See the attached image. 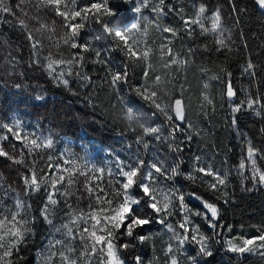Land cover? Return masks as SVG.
<instances>
[{"label": "trees", "instance_id": "obj_1", "mask_svg": "<svg viewBox=\"0 0 264 264\" xmlns=\"http://www.w3.org/2000/svg\"><path fill=\"white\" fill-rule=\"evenodd\" d=\"M93 2L99 0H75V7L81 9ZM72 3L73 0H61L60 10L64 11L65 5L71 8ZM8 4L15 15L0 13V122L11 124L20 120L24 130L22 136L26 132L41 139L51 137L53 141L69 138L80 143L94 142L116 151L122 159L135 161L139 157L144 161L145 171L151 165L148 149L142 141L147 140L150 150L160 151L162 158H167L168 167L179 161L180 171L185 175L177 177L175 184L181 191L197 192L214 202L220 209L218 223L225 229L231 226V231H222L218 239L204 220L192 217L201 231L211 238L214 254L210 258H201L195 244H186L179 250V264H264V257L229 253L224 243L228 239L240 241L236 237H255L264 231V185L254 187V181L246 179L250 173L248 161L245 160L244 170L239 169L246 156L247 141L255 148H264V109L259 115L252 110L233 112V107L249 95L264 98V14L257 9L254 0H235V13L229 0H163V5L160 0H147L140 13L134 11L139 0H109V6L118 12V16L110 21L111 27L128 32L134 23H140V29L129 35V43L138 59H130L118 50L114 39L91 16L74 37L78 44L90 45L89 51L82 52L79 47H70L71 40L64 42L66 36H71V30L64 17L57 15L53 6L45 5L44 0H21V3L20 0H8ZM200 5L206 6V16L220 10L222 26L230 29L227 35L231 40L227 48L217 45L213 35L202 33L195 24L191 25L190 35L185 32L180 17L195 20ZM158 7L163 8V13L154 10ZM169 7L180 11H169ZM19 19L25 27L18 23ZM5 21H11V24ZM80 22L79 17L72 20L69 13L68 23ZM164 28L176 29L177 35L163 32ZM33 43L38 46L34 48ZM169 48L171 55L166 54ZM95 50L100 51L98 59L104 63L96 62ZM145 51L147 55H144ZM75 53L82 54L79 65L57 63L54 70L67 71L69 67L82 66L90 80L66 77L70 86L64 87L49 75L47 64L49 59L67 62L74 59ZM250 61L255 66L251 70L254 75L245 71ZM111 73H126V79L112 85ZM229 87L235 93L231 99L226 95ZM137 88L141 89L140 94H137ZM145 95L148 99L143 98ZM37 96L43 99L38 100ZM177 99H181L182 104H177ZM178 106L184 112L183 124L175 118ZM173 125L177 127L173 128ZM3 132L0 129V134ZM11 141V134H8V140L0 146L16 159L23 152L24 161L34 164L38 176L46 175L51 179L53 175H59L55 171L56 162H61L57 150L36 148L29 153L22 148L21 141L15 142V149ZM126 144L130 159L125 155ZM176 148L180 150L175 151ZM154 162L153 159L151 163ZM257 165L264 172V158L257 157ZM197 167H211L214 172L227 174L226 198L201 183L202 174L195 171ZM26 171L22 164L0 157L3 185L16 189L22 198H26L35 217L32 242L20 246L19 255L23 259L18 260L13 251L11 257L0 259V264L5 260H11L13 264H37L49 235L50 227L40 217V209L45 204L44 188L25 197L20 176ZM188 174L197 176V181L187 180ZM64 177L66 183L68 175ZM72 178L79 181L74 185L77 195L82 197L79 208L85 211L88 208L85 184L90 188L99 185L108 193L107 198L113 199L114 205L118 203L114 190L119 186L111 177L84 179L75 172ZM203 180L211 182L213 178L203 176ZM58 187H63V183ZM98 194L105 195L104 192ZM134 194L141 196L138 188H134ZM58 199L59 205L64 207L60 216L67 218L68 209L63 198ZM71 199L75 208L76 196ZM186 200L193 209L202 210L201 206ZM4 202L12 205L10 197H5ZM140 207L143 212H149L143 204ZM165 219L176 227L180 213ZM167 233L171 234L156 222L138 229L136 235H143L145 240L141 243L133 239L136 247L120 252L125 264H134V256H140L143 264H166L162 240ZM10 241L12 237L7 234V228H0V243L4 245L0 247V254ZM125 242L128 238L121 236L119 243ZM82 253L83 248L77 240L75 252L69 255L77 257V264H85L87 254ZM90 257L92 264L93 258L100 259V254L97 252Z\"/></svg>", "mask_w": 264, "mask_h": 264}, {"label": "snow or ice", "instance_id": "obj_2", "mask_svg": "<svg viewBox=\"0 0 264 264\" xmlns=\"http://www.w3.org/2000/svg\"><path fill=\"white\" fill-rule=\"evenodd\" d=\"M21 3V0H20ZM147 0H139V6L135 7L134 11L140 13L143 6H146ZM163 5V0H160ZM230 6L233 9V13L237 11L235 0H229ZM254 3L264 10V0H254ZM45 5L53 6V10L57 15L64 17L67 27L71 30V36L64 38L65 43H70L72 49L81 48L82 52L90 50V45L78 44L74 37L79 35V31L84 28L86 21L94 19L95 22L101 23L104 31L111 36L116 48L122 52L126 57L136 58V52L133 51L132 44L129 43V35L134 31L140 29V23H134L128 32L121 31L118 28L110 26L112 18L118 16L116 9L109 6V0H99V2H93L90 5L84 6L81 9L75 7V0H73L72 7L68 8L64 6L65 10H60L61 0H44ZM43 6V5H41ZM19 8L20 5L18 4ZM157 12L163 13V8L158 7L154 9ZM169 11H175L179 13V9H172L169 7ZM0 13H9L15 15L12 8L8 4V0H0ZM69 13L71 19L75 20L80 18L81 22L77 24L68 23ZM206 6L200 5L198 7V14L193 21L185 20L181 16V20L184 22V30L189 35L191 34V25L195 24L199 27L202 33L213 35L216 39L217 45L223 48L228 47V41L231 40V36L227 35L230 29L222 26L220 10H215L211 15L206 16ZM238 19V17H237ZM11 24V21H5ZM18 23L24 26L23 22L19 19ZM210 25V27L206 26ZM25 27V26H24ZM163 32L171 33L172 36L177 35V31L174 28H164ZM30 38V37H29ZM37 43H33V47H37ZM167 55H171V49H167ZM81 53H75L74 59L65 62L64 60L53 61L49 59L47 68L49 69V75H52L58 83L64 87L70 86V80L66 77L75 76L76 79L88 82V77L83 72V67H69L67 71L60 70L56 72L53 68L54 64L68 63L70 66L79 65L81 63ZM101 53L99 50H95V57L97 63H104L99 60ZM144 55H147L145 51ZM33 63H36L33 60ZM254 64L250 61L245 69L251 75L254 72L251 70L254 68ZM126 79V73L118 74L111 73L110 84L117 85L118 83ZM207 87V85H205ZM137 94L141 93V89H136ZM227 97L231 99L235 93L228 88ZM144 99H148L145 95ZM36 99H43L42 96H37ZM207 99V97H205ZM261 96L252 97L249 95L244 102L233 107V112L238 113L242 109L244 111L252 110L257 115L260 114L261 109H264V102H262ZM177 104H182L181 99H177ZM158 107V106H157ZM177 121H184L183 115L177 111ZM170 121H173L172 117H169ZM235 119L233 123L235 124ZM177 127L173 125V128ZM0 129L4 130L3 134H0V143L8 140V134L12 137V147L15 149V142L21 141V146L27 149L29 153H32L36 148L50 149L53 146V140L51 137L41 139L35 134L29 136L28 133H21L24 131L22 128V122L15 120L11 124L0 122ZM156 129L153 128V132ZM158 139V137H156ZM190 139V137H189ZM140 141H138L139 143ZM144 147L147 148V142H144ZM179 151V148L174 149ZM0 157H6L8 160L15 164H22L26 173H21L20 179L23 184L24 196L28 197L32 194L39 193L41 188H44L45 192V204L40 209V217L50 226L55 233L60 234V239L53 238L48 242V245L41 252L40 264H52L53 258L59 254L60 264H76L77 257L70 256L69 254L75 252V242L80 241V245L83 248L82 254H94L99 252L100 259L103 264H125V259L122 258L120 252L122 250H128L135 248L136 244L132 243V240H138L143 242L145 237L143 235H136L138 229H144L151 225L155 220H159L161 224H165L167 230L172 234L171 239L177 242V248L183 250L186 244H195L198 249V255L201 258H210L213 256V250L211 246V238L204 234L200 226L195 223L192 217H200L205 221L207 226L213 231L216 237L219 239L222 236V231H231V226L223 228L220 220V209L214 203L202 197L197 192L185 193L181 191L179 185L175 184L177 177H182L185 174L180 171L179 161L173 167L165 168L163 163L154 162L148 166L147 171L141 173V168L144 166L143 159L137 157L135 161L125 162L119 156L115 157L116 171H109V175L112 177L119 176L122 180H116V184L119 186L114 190L115 197H118V203L113 204V199L107 198L108 193L105 189L100 188L97 185L95 188L84 185V192L87 194L89 203L87 211L79 208V201L82 198L77 195V190L74 188L79 181L72 178L73 170L77 167L73 162V168L68 169V179L66 183L65 177L62 174V170L57 167L59 175H53L49 179L46 175H37V169L32 163L24 161L23 152L20 153V158L16 159L14 155L0 146ZM257 157L264 158V148H255L251 141L246 142V156L244 160H241L239 169L244 170L246 168L245 160L248 161V167L250 168L249 176L246 179L254 181V187L256 185H264V172H262L257 165ZM67 163V161H64ZM49 168L52 165L48 166ZM98 172H103V169H97ZM196 172L201 173L202 177L199 179L209 190L220 193L223 197H227V174L221 175L218 172H214L211 167L207 169L204 167H197ZM43 172V168L40 169ZM84 175L83 171L80 173ZM243 173L241 172V175ZM203 176L212 177L211 182L204 181ZM186 179L197 181L198 177L192 174H188ZM169 181L171 183H157V181ZM63 183V187H58ZM138 188L141 196L133 194L132 190ZM98 192H104V196H100ZM76 196V207H73L72 197ZM5 197L12 199V205L5 204ZM57 197L63 198V203L68 209L67 222L62 223L59 227L53 224L54 212L56 206L60 203ZM186 197L192 200H196L202 206L201 209H193L186 200ZM218 198H220L218 196ZM225 202L227 200L225 199ZM144 205L149 212H143L140 205ZM105 205V207H99ZM176 213H180V219L177 221V226L167 223L165 217H172ZM90 221L92 223H90ZM35 223V217L31 212V205L26 198H22L20 193L11 187L4 186L2 183V177H0V228H7V234L12 237V241L9 242L5 251L0 254V259L4 257H11L13 251L16 252V258L18 260L23 259L19 255L20 246L26 245L32 242V238L35 236L33 224ZM121 229L123 231H121ZM99 233V234H98ZM124 236L128 238V242L119 243L120 237ZM241 243L239 245L234 244L232 239L224 241L226 250L231 253L243 255L245 253H253L257 249L250 247L255 245L259 241L258 248L264 249V231H261L258 236L255 237H236ZM0 247H4L0 243ZM168 253L173 252V247L170 244ZM134 264H143V260L140 256L133 257ZM4 264H13L11 260H5ZM87 264V262H85ZM171 264H178L176 259L171 260Z\"/></svg>", "mask_w": 264, "mask_h": 264}, {"label": "rangeland", "instance_id": "obj_3", "mask_svg": "<svg viewBox=\"0 0 264 264\" xmlns=\"http://www.w3.org/2000/svg\"><path fill=\"white\" fill-rule=\"evenodd\" d=\"M7 123V122H6ZM123 138V137H122ZM142 141L147 142L148 146H149V142L145 139H143ZM154 147V146H153ZM53 150H57V157L61 160V162H56V166H55V171H57V167H59L62 170V174L63 175H68V169H72L73 168V162L78 165L79 167L75 168L73 170V173L78 172L81 173V171H83L84 175L83 178L84 179H97L99 180L100 178L103 177H111L113 180H122L121 177L116 176V177H112L110 176L108 173L109 171L115 172L116 168H115V157L118 156L116 151H112L106 147H103L97 143H80V142H75L69 138H59L55 141H53V146H52ZM147 151H148V155H149V165L152 164L151 161L154 159L155 162H159L161 161V163H163V165L166 168L168 167V163L166 161L167 158H162V152L157 151V150H150L147 147ZM125 150H126V157L128 159H130L131 157L128 156V150L129 146L128 144L125 145ZM122 159V158H121ZM124 160L126 163L129 162L130 160ZM64 161H67V163H64ZM145 165L141 168V173L145 172ZM97 169H103V172H98L96 171ZM61 174V173H59ZM171 183V182H169ZM175 183H176V179H175ZM133 194H134V189L132 190ZM135 195V194H134ZM58 198V197H57ZM187 199H189L188 197H186ZM191 202L196 203L197 205L201 206L200 203L196 200H192L189 199ZM202 207V206H201ZM64 207L60 206L59 204L56 206L55 208V212H54V218H53V224L56 227H59L62 223L67 222V218H64L62 216H60V213H62ZM154 222H156L158 225H160L161 227L166 228V226H164V224H161L159 222V220H155ZM50 230H49V235L47 237V239L45 240V244H44V248L45 249L48 245V242L51 241L53 238L56 239H60V234L59 233H55L52 230V226H50ZM172 234L167 233L164 236V239L162 240V244L165 248V254H166V260L165 262H167L166 264H171V260L172 259H176L178 261V264L180 262L179 258H178V253H179V249L177 248V242H175L174 240L171 239ZM170 241L175 242V244L171 243ZM234 244L239 245L241 242L240 241H235L233 240ZM259 241L253 245V248H256L257 250L253 253H245L242 256H260V257H264V249H259L258 245H259ZM172 245L173 247V252L170 254L168 253L167 249L169 247V245ZM231 253V252H229ZM231 254H235V253H231ZM92 256V254H87L86 258H85V262H87V264H91V260L92 258L90 257ZM241 256V255H240ZM40 258L41 255L39 257L38 263L40 264ZM95 261L92 264H103L102 259H98L97 258H93ZM98 261V263L96 262ZM52 264H60V257L59 254L57 253V255L53 258L52 260ZM77 264V263H76Z\"/></svg>", "mask_w": 264, "mask_h": 264}, {"label": "water", "instance_id": "obj_4", "mask_svg": "<svg viewBox=\"0 0 264 264\" xmlns=\"http://www.w3.org/2000/svg\"><path fill=\"white\" fill-rule=\"evenodd\" d=\"M255 5H256V4H255ZM256 7H257V9H258L261 13L264 14V10H261L257 5H256ZM177 111H179V112L183 115V117H184V112H183V109H182L181 106H178V107H177V109H176V113H177ZM176 113H175V115H176ZM184 120H185V118H184ZM178 123H179V124H183L184 121H178Z\"/></svg>", "mask_w": 264, "mask_h": 264}]
</instances>
